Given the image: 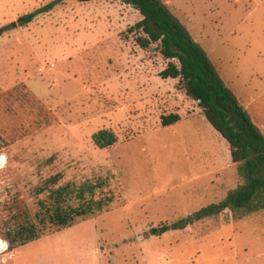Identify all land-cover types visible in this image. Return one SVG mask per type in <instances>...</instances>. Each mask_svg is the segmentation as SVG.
Instances as JSON below:
<instances>
[{
    "label": "rangeland",
    "instance_id": "obj_1",
    "mask_svg": "<svg viewBox=\"0 0 264 264\" xmlns=\"http://www.w3.org/2000/svg\"><path fill=\"white\" fill-rule=\"evenodd\" d=\"M161 1L264 135V0ZM50 2V14L18 22ZM141 18L122 0H0V258L264 264V210L235 218L224 209L152 234L219 203L242 178L236 165L200 176L187 160L190 137L156 126L160 115L197 112L210 149L216 137L226 144L179 79L159 77L168 60L157 44L137 45L141 33L129 28ZM190 125L200 130V120ZM102 129L116 136L106 148L92 139ZM62 187L63 206L90 209L56 227L44 206ZM30 224L38 237L10 245L8 234Z\"/></svg>",
    "mask_w": 264,
    "mask_h": 264
},
{
    "label": "trees",
    "instance_id": "obj_2",
    "mask_svg": "<svg viewBox=\"0 0 264 264\" xmlns=\"http://www.w3.org/2000/svg\"><path fill=\"white\" fill-rule=\"evenodd\" d=\"M60 1V0H58ZM81 3L95 0H78ZM136 9L141 19L129 28L130 32L140 31L135 42L141 49L157 44V52L168 60L160 71L162 79H179V87L185 94L197 102L203 115L229 145L231 161L237 165L242 183L230 190L222 201L201 208L188 222L173 223L152 228L154 235L170 229L184 228L200 218L228 209L235 218H242L254 212L264 210V135L253 124L243 106L239 104L231 91L224 85L209 61L204 50L192 39L185 27L175 18L161 0H122ZM56 2V1H55ZM50 2L34 12L18 17L21 25L30 23L40 13L50 11L57 3ZM179 119L177 114L162 115L161 124L166 126ZM94 144L106 148L116 142L113 132L102 129L92 135ZM93 187H90L92 189ZM68 187L54 190V201L45 208L48 221L56 227H67L74 216H81L85 209L63 206L61 202L69 194ZM82 190L79 192L80 196ZM39 216V215H37ZM43 220V219H42ZM34 224L19 227L8 234L10 245H23L38 237Z\"/></svg>",
    "mask_w": 264,
    "mask_h": 264
},
{
    "label": "crops",
    "instance_id": "obj_3",
    "mask_svg": "<svg viewBox=\"0 0 264 264\" xmlns=\"http://www.w3.org/2000/svg\"><path fill=\"white\" fill-rule=\"evenodd\" d=\"M50 13L51 12H46L43 14H50ZM168 79H172V78H167V80ZM162 80H166V79H162ZM172 80H174V79H172ZM153 93L151 94V96H154ZM197 108H199V107H197ZM172 113L177 114L179 116V119L176 122L164 126L161 124L160 118L162 115H160L159 122L157 123L156 126L162 130L164 128H165V130H171L173 135H179L180 133H183L184 136L190 137V140H191L190 144L192 145L191 146L192 151L190 150L191 153L188 155L187 160H188V162H190V166H193V167L197 166V167H200L201 169H205V171H203V174H201L200 176L208 175L210 173H215V170H217L218 168L229 169L233 165H236L235 163H233L231 161L229 145L224 138L223 139L225 140L226 144L224 143V141L220 140L219 137L215 138V142H217L215 147H217V145L220 147L222 146V148L220 150L221 151L220 154L215 147H214L215 150H214V148L210 149V146H209L210 144H209L208 136H207V133H210L209 132L210 130H209L208 125L203 123L204 121L199 118L200 117L199 113L191 112L190 114L189 113L184 114V113H180L178 110H176ZM194 118H196V120H200V126H201L200 130H192V127L190 124H191V119H194ZM203 126L205 129L204 131L206 132L205 145L202 144L203 134H204ZM212 135L216 136V134H214V133ZM221 158H224V160H222L223 161L222 163L220 160ZM218 163H220V165H218ZM236 167H237V165H236ZM209 169L211 170V172L209 171ZM193 176L195 177L198 175H192L191 177H193ZM194 181L198 182V180H194ZM203 207H206V206H203ZM203 207H201V208H203ZM63 260L64 259H61V258L60 259L59 258L53 259V258H50L47 256L18 257L16 255L15 256L10 255L8 257H1L0 263L1 264H7V263H10V264H63L64 263Z\"/></svg>",
    "mask_w": 264,
    "mask_h": 264
},
{
    "label": "bare ground",
    "instance_id": "obj_4",
    "mask_svg": "<svg viewBox=\"0 0 264 264\" xmlns=\"http://www.w3.org/2000/svg\"><path fill=\"white\" fill-rule=\"evenodd\" d=\"M1 161H2V163H3V162L5 161V157H3Z\"/></svg>",
    "mask_w": 264,
    "mask_h": 264
},
{
    "label": "water",
    "instance_id": "obj_5",
    "mask_svg": "<svg viewBox=\"0 0 264 264\" xmlns=\"http://www.w3.org/2000/svg\"><path fill=\"white\" fill-rule=\"evenodd\" d=\"M2 247H4V248H5V247H6V245L2 244Z\"/></svg>",
    "mask_w": 264,
    "mask_h": 264
}]
</instances>
